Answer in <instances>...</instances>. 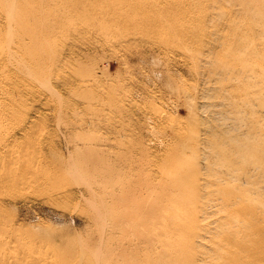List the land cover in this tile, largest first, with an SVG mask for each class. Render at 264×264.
<instances>
[{"label": "rangeland", "instance_id": "obj_1", "mask_svg": "<svg viewBox=\"0 0 264 264\" xmlns=\"http://www.w3.org/2000/svg\"><path fill=\"white\" fill-rule=\"evenodd\" d=\"M206 1L208 7L200 0H142L140 12L118 17L116 5L134 0H90L84 15L64 0H6L15 15L24 2L42 13L25 16L35 27L27 34L0 7L2 263L42 257L102 264L116 239L131 238L110 223L108 174L115 195L137 172L157 179L165 144L179 142L175 128L192 121L205 75L194 69L189 56L197 43L184 27L199 7L213 17L209 27L219 26L227 5ZM145 159L152 163L145 167Z\"/></svg>", "mask_w": 264, "mask_h": 264}, {"label": "bare ground", "instance_id": "obj_2", "mask_svg": "<svg viewBox=\"0 0 264 264\" xmlns=\"http://www.w3.org/2000/svg\"><path fill=\"white\" fill-rule=\"evenodd\" d=\"M89 1L64 0L76 15L92 9ZM225 1L219 26L207 25L213 18L207 8L190 10L192 23L184 34L197 47L189 57L205 78L192 121L175 128L179 142L165 144L156 165L159 177L137 172L115 195L116 179L108 174L110 223L114 220L113 228L131 238L116 239L102 264H264V0ZM24 3L17 15L6 0L0 7L27 34L35 27L25 16L35 12L40 19L42 13ZM134 4L116 5L114 12L118 17L140 12L142 0ZM153 112L157 118L164 115ZM113 204L119 205L117 212ZM106 243L113 245L110 234ZM6 244L0 239V264ZM30 261L51 264L42 257Z\"/></svg>", "mask_w": 264, "mask_h": 264}]
</instances>
